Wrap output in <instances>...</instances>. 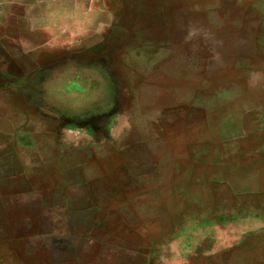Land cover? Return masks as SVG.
<instances>
[{"label":"rangeland","instance_id":"rangeland-1","mask_svg":"<svg viewBox=\"0 0 264 264\" xmlns=\"http://www.w3.org/2000/svg\"><path fill=\"white\" fill-rule=\"evenodd\" d=\"M0 264H264V0H0Z\"/></svg>","mask_w":264,"mask_h":264}]
</instances>
